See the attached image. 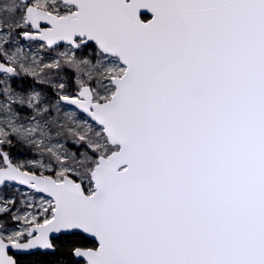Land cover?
I'll use <instances>...</instances> for the list:
<instances>
[{"label":"snow or ice","instance_id":"1","mask_svg":"<svg viewBox=\"0 0 264 264\" xmlns=\"http://www.w3.org/2000/svg\"><path fill=\"white\" fill-rule=\"evenodd\" d=\"M0 264H264V0H0Z\"/></svg>","mask_w":264,"mask_h":264},{"label":"water","instance_id":"2","mask_svg":"<svg viewBox=\"0 0 264 264\" xmlns=\"http://www.w3.org/2000/svg\"><path fill=\"white\" fill-rule=\"evenodd\" d=\"M16 250H13V252H15Z\"/></svg>","mask_w":264,"mask_h":264}]
</instances>
